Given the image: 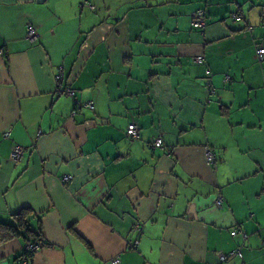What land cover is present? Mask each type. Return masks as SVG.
<instances>
[{"label": "crops", "instance_id": "1", "mask_svg": "<svg viewBox=\"0 0 264 264\" xmlns=\"http://www.w3.org/2000/svg\"><path fill=\"white\" fill-rule=\"evenodd\" d=\"M258 47L264 0H0V221L30 207L46 241L26 263L7 241L0 264H218L237 246L225 264H264ZM60 71L93 109L58 94Z\"/></svg>", "mask_w": 264, "mask_h": 264}, {"label": "built area", "instance_id": "2", "mask_svg": "<svg viewBox=\"0 0 264 264\" xmlns=\"http://www.w3.org/2000/svg\"><path fill=\"white\" fill-rule=\"evenodd\" d=\"M81 5H86L87 7L91 8L92 5L90 2L88 1H84L83 4ZM233 17H235V15H233ZM190 23L194 28H203L204 24H205V10L203 8H198L196 9L194 12L191 13V19H190ZM26 37L28 38V40L30 41H35L38 38V32L36 30V27L32 24H27L26 25ZM256 57L258 59H261L262 57H264V47H260L256 50ZM193 60L196 63H203L204 62V57L203 55L197 54L195 56H193ZM56 82H57V90L59 92L65 93L67 95L72 96L74 94V90L71 89L70 87H62L61 86V71L60 74H58L56 76ZM76 102V99H74ZM75 109H78L80 107H85L87 109H92L93 108V102L90 100H87L85 102H83L81 105L79 103L76 102L75 105ZM126 136L128 137V139L130 140H138L140 138V128L136 123H130L126 126ZM162 139L161 137H157L154 139V141L152 142V146L153 147H162ZM24 153V147L21 145H14L10 151L9 154V158L11 160L14 161H19L22 157ZM205 155H206V160L208 162L213 161V154L211 152V150L206 149L205 150ZM70 179L69 175H65L62 177L63 181H67ZM222 202V197L221 195L216 196L215 198V203L216 205H221ZM230 234L232 236L235 235H239L241 238V241L244 242L246 239L247 234L243 231L237 230V229H232L230 231ZM137 242L135 241L134 244H136ZM40 245L39 244H32V243H26L24 245L23 248V254H22V258L24 259V263H26V261L28 260L29 256L34 253L35 251H37L39 249ZM231 256H237V257H241V251L240 249H235L231 252H229L228 254H219L218 258H219V262L218 264H224L225 262H227L228 257ZM113 264L118 262V258H114V260L111 261Z\"/></svg>", "mask_w": 264, "mask_h": 264}, {"label": "trees", "instance_id": "3", "mask_svg": "<svg viewBox=\"0 0 264 264\" xmlns=\"http://www.w3.org/2000/svg\"><path fill=\"white\" fill-rule=\"evenodd\" d=\"M92 5V4H91ZM198 9V8H197ZM195 11V10H194ZM233 15H235V17H233ZM232 17L236 20L240 19L238 14H233ZM205 16H206V12H205ZM33 25V24H32ZM191 25V23H190ZM205 25V24H204ZM192 26V25H191ZM193 27V26H192ZM204 27V26H203ZM248 27V26H247ZM194 28V27H193ZM195 29H199L201 30L202 28H195ZM260 48V47H258ZM257 48V49H258ZM256 49V50H257ZM204 57V56H203ZM256 59L261 62L264 61V57H262L261 59H258L256 57ZM194 61V60H193ZM205 62V60H204ZM203 62V63H204ZM196 63V62H195ZM203 63H198V64H203ZM207 75H210V70H206ZM229 77L227 75H225L224 80H228ZM62 86V85H61ZM72 89V88H71ZM211 89V93L216 94L215 89L212 88L210 86ZM74 90V89H73ZM56 91L58 92V94H64L67 95L65 93L59 92L56 88ZM75 95V90H74V94L72 95L73 99H76L74 97ZM70 96V95H68ZM76 102L79 103L80 105L83 102H79L76 99ZM75 102V103H76ZM83 107L78 108V110H81ZM94 108V105H93ZM92 108V109H93ZM87 109V108H86ZM128 138V137H127ZM130 140V139H129ZM133 141V140H132ZM209 149L211 150L212 154H213V161L208 162L206 160V155H205V150ZM204 158L206 163L214 168V170L217 169V162L219 161L217 155L215 154L214 150L210 147V146H205L204 147ZM41 215L42 213H36L33 209H31L30 207H23L21 208L19 211L12 213L9 215L8 220H4V221H0V245L4 244L5 242L15 239V238H19L21 239L24 243H32V244H39V245H45L46 241L43 238V233H42V224H41ZM71 230H73L71 228ZM247 237V236H246ZM237 249H240L239 246L236 247ZM235 248V249H236ZM234 249V250H235ZM233 251V250H232ZM241 251V250H240ZM231 252V251H230ZM224 254V253H223ZM242 254V253H241ZM237 257V256H236ZM242 257V256H241ZM228 259H230V257H228ZM228 261V260H227ZM226 263V262H225ZM224 263V264H225Z\"/></svg>", "mask_w": 264, "mask_h": 264}, {"label": "rangeland", "instance_id": "4", "mask_svg": "<svg viewBox=\"0 0 264 264\" xmlns=\"http://www.w3.org/2000/svg\"><path fill=\"white\" fill-rule=\"evenodd\" d=\"M255 16V18H258V19H260L256 14L254 15ZM232 229H234V228H232ZM240 240H241V238H240Z\"/></svg>", "mask_w": 264, "mask_h": 264}]
</instances>
